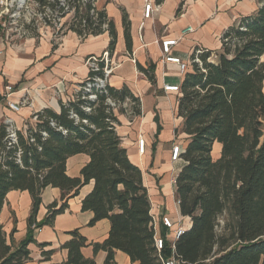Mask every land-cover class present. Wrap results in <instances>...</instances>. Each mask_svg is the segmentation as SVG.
<instances>
[{"label": "trees", "instance_id": "obj_1", "mask_svg": "<svg viewBox=\"0 0 264 264\" xmlns=\"http://www.w3.org/2000/svg\"><path fill=\"white\" fill-rule=\"evenodd\" d=\"M257 2L253 12L222 31L219 52L202 48L196 54V48L190 54V59L197 57L199 62H191L179 84L176 115L182 118L181 132L188 139L179 154L184 164L174 186L179 213L188 216L191 224L174 241L173 250L165 241L163 258L172 255L182 264H264V0ZM74 18L68 30L79 36L108 32L110 58L116 33L105 12L99 9L93 19L86 6ZM123 25L130 51L124 14ZM137 67L154 83V64ZM92 75L88 71L78 84L80 89L67 100H59L58 111L41 108L24 129L6 121L0 124V211L10 190H26L32 198L28 234L17 247L7 243L0 226V264H24L29 258L31 226L52 223L67 207V200L90 181L93 186L81 200V209L93 213L89 224L109 221L107 237L93 243L94 253L106 252L103 264H113L114 250L138 264H160L141 170L129 160L115 131V111L129 119L137 117L140 99L126 85L114 88L107 83L100 88ZM87 84L94 99L83 89ZM10 128L15 142L9 144ZM214 142L221 144L216 159L211 156ZM79 153L89 159L80 177H69L65 161ZM47 186L60 189L61 202L49 204L46 217L35 223L41 191ZM159 233L166 236L163 227ZM70 236L62 246L67 249L63 264H95L81 254L85 238L77 230Z\"/></svg>", "mask_w": 264, "mask_h": 264}, {"label": "crops", "instance_id": "obj_2", "mask_svg": "<svg viewBox=\"0 0 264 264\" xmlns=\"http://www.w3.org/2000/svg\"><path fill=\"white\" fill-rule=\"evenodd\" d=\"M145 0H97L96 6L112 21L116 42L111 54V74L108 84L114 88L126 85L140 99L141 115L129 119L125 113L115 111V131L120 145L129 160L142 173L143 185L147 189L150 212L160 231V216L168 215L184 229L190 227V218L179 213L174 179L184 164L179 159L171 160V147L179 144L184 149L187 135L181 132L182 118L176 115L179 92L163 90V85H177L183 74L175 63L163 61L161 40L176 38L170 54L187 61L192 50L205 48L219 52L222 31L235 23L240 16L253 12L257 0H150L155 10L148 18L143 17ZM123 14L128 23L131 42L127 50L124 36ZM190 26L192 31L182 34ZM44 34L32 30L25 37L13 42L0 40V124L12 122L17 129H24L31 115L43 107L59 110V100L71 97L73 89L88 74L85 59L89 55H100L106 50L109 36L105 30L97 35L79 37L66 30L60 37L52 32ZM154 64V83L138 70V65ZM190 67H188L189 69ZM187 69V70H188ZM10 86L12 89L6 90ZM29 104L13 111L7 102H18L21 95ZM157 126L158 132H157ZM144 139V152L137 150V139ZM221 144L214 142L211 156L220 155ZM87 154L69 156L65 161V173L69 177H80V169L88 161ZM93 183L83 185L77 195L67 200V207L57 214L52 223L40 227L31 226L32 241L28 243L29 258L24 264L64 263L67 249L63 244L77 230L87 245L80 249L84 258H92L95 264H103L106 252H93V243H101L109 232L107 219L89 224L91 211L81 209V200L92 189ZM41 201L35 215V223L43 221L48 205L61 202V191L47 186L41 191ZM32 198L26 190H10L0 211V226L7 243L17 247L27 237ZM113 264H138L120 250H114Z\"/></svg>", "mask_w": 264, "mask_h": 264}, {"label": "built area", "instance_id": "obj_3", "mask_svg": "<svg viewBox=\"0 0 264 264\" xmlns=\"http://www.w3.org/2000/svg\"><path fill=\"white\" fill-rule=\"evenodd\" d=\"M97 0H45L40 2L39 0H0V40L4 39L6 42L17 41L25 37L30 31L34 30L39 34H44V30L52 32L54 37H60L64 31L68 30V26L71 21L75 20L74 14L77 11H81L86 6H89V13L93 19L96 18ZM154 4L150 0H145L143 4V17L148 18L155 10ZM106 27V24H103ZM192 31V28L188 26L182 31V34ZM78 35V34H77ZM79 36V35H78ZM84 38L83 36H79ZM177 39H165L159 42L160 50L163 61L175 63L179 66V71L184 74L190 66L191 62H199V59L195 57L190 59V55L187 61L181 60L179 57L171 55L170 49L177 43ZM193 51V50H192ZM191 51V53H192ZM202 51V48L195 50L196 54ZM190 53V54H191ZM214 56V55H213ZM103 63V66L100 65ZM85 64L88 67V71L93 72L91 79L94 85L103 88L108 82V77L111 74L112 66L108 56V52L104 50L100 55H89L85 59ZM102 72V75L96 74ZM90 84H87L83 89L89 93ZM6 90L11 91L10 86L5 87ZM80 89V86H75L73 92ZM163 90L169 92H179L177 85H163ZM94 93H89L87 97L89 99L95 98ZM29 101L21 95L18 102H7V106L13 110L18 111L22 106L28 105ZM112 106L113 103L110 102ZM125 106V104H124ZM89 110V108H85ZM10 122L9 120H5ZM12 123V122H10ZM9 144L15 142V132L13 128L8 130ZM144 139L139 137L137 139V150L139 153L144 152ZM182 148L179 144H173L171 147V160L176 162L179 159ZM153 218V247L160 261V264H182L180 260L174 256L163 258L161 256V250L164 248V243L167 240L170 244L171 250L174 249V241L184 231V226L175 222L166 214L160 216V224L166 230V236L162 237L157 230V222ZM49 264H63L61 262H54Z\"/></svg>", "mask_w": 264, "mask_h": 264}, {"label": "rangeland", "instance_id": "obj_4", "mask_svg": "<svg viewBox=\"0 0 264 264\" xmlns=\"http://www.w3.org/2000/svg\"><path fill=\"white\" fill-rule=\"evenodd\" d=\"M261 60H263V61H264V55L261 57Z\"/></svg>", "mask_w": 264, "mask_h": 264}]
</instances>
